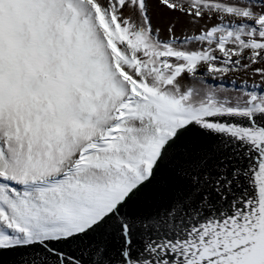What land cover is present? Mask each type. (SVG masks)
<instances>
[{
	"label": "snow or ice",
	"instance_id": "obj_1",
	"mask_svg": "<svg viewBox=\"0 0 264 264\" xmlns=\"http://www.w3.org/2000/svg\"><path fill=\"white\" fill-rule=\"evenodd\" d=\"M0 264H264V0H0Z\"/></svg>",
	"mask_w": 264,
	"mask_h": 264
}]
</instances>
